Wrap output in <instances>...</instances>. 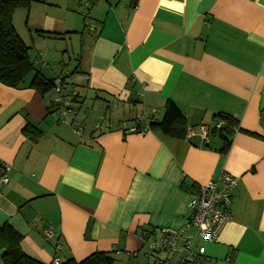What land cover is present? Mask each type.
Instances as JSON below:
<instances>
[{
  "label": "crops",
  "instance_id": "1",
  "mask_svg": "<svg viewBox=\"0 0 264 264\" xmlns=\"http://www.w3.org/2000/svg\"><path fill=\"white\" fill-rule=\"evenodd\" d=\"M21 13L33 41L55 43L31 58L46 78L65 80L77 110L66 123L55 91L0 82V163L9 167L0 176L10 179L0 183V224L23 235V250L44 263L106 251L116 264H153L170 253L150 242L162 228L183 229L194 186L226 172L238 178L231 218L197 264H264V0H34L14 12V26ZM68 46L76 65L65 71ZM168 100L187 127L234 117L228 150L219 132L205 143L123 131L153 108L150 120L161 121ZM86 103L110 119L108 131L95 129Z\"/></svg>",
  "mask_w": 264,
  "mask_h": 264
},
{
  "label": "built area",
  "instance_id": "2",
  "mask_svg": "<svg viewBox=\"0 0 264 264\" xmlns=\"http://www.w3.org/2000/svg\"><path fill=\"white\" fill-rule=\"evenodd\" d=\"M54 84V91L56 92L53 100L54 109L64 122L69 123L68 118L71 115L76 117L77 110L73 108V104L76 102V95L68 93L69 85L63 78H56ZM155 112V108L145 112L142 116L136 117L131 125L124 122L123 131L125 133H144L150 130V119ZM77 124L79 123L77 122ZM222 124V119H216L211 125L188 126L185 138L191 139L199 136L203 142L207 143L213 130L221 127ZM111 126L112 122L110 119L105 114H102L95 124V129L108 131ZM2 167L5 172L9 169L6 165ZM9 181L10 179L6 173L0 176V183L7 184ZM219 181L223 183L224 187L222 189L218 187ZM237 183V177L224 172L216 181L197 185L190 193V217L183 229L177 231L162 228L161 236L150 242V247L153 251L170 253V257L158 258L153 264H197L198 257L206 253L205 243L215 241L223 226L231 218V191ZM45 234L47 237H52L54 231L52 228H47ZM199 240L203 243H199ZM52 262L58 264L60 262L59 257H55Z\"/></svg>",
  "mask_w": 264,
  "mask_h": 264
},
{
  "label": "trees",
  "instance_id": "3",
  "mask_svg": "<svg viewBox=\"0 0 264 264\" xmlns=\"http://www.w3.org/2000/svg\"><path fill=\"white\" fill-rule=\"evenodd\" d=\"M33 2L34 0H0V82L14 88L30 87L46 95L54 91L55 79L46 78L35 65L30 55V47L18 34L13 23L14 12L18 8L29 9ZM84 18L88 19L89 14ZM215 118L222 119L223 124L215 128L212 134L219 132L223 139L221 150L225 152L231 145L238 123L229 114L221 113ZM186 128L185 116L171 100L166 103L162 120L150 121V129H158L165 134L178 133L181 136L182 133L184 135ZM24 131L33 139L40 137L41 134L34 125L27 126ZM22 239L23 235L12 224L9 222L0 224V251L5 264H56L44 263L27 254L21 246ZM58 264H115V258L110 252L96 251L83 260L71 258Z\"/></svg>",
  "mask_w": 264,
  "mask_h": 264
},
{
  "label": "rangeland",
  "instance_id": "4",
  "mask_svg": "<svg viewBox=\"0 0 264 264\" xmlns=\"http://www.w3.org/2000/svg\"><path fill=\"white\" fill-rule=\"evenodd\" d=\"M19 9V8H18ZM18 11H20V10H18ZM22 11V10H21ZM18 13H20V12H18ZM15 21V26H16V28H17V31H18V33L22 36L23 34V37L25 38L24 40L31 46V49H30V55L32 54H38V52L39 51H37V50H45V48L47 47V46H49L48 47V49H52L53 47H54V44L55 43H53V41H51V40H45L44 42H43V45H40L39 44V42H35V41H33V39L30 37V34H29V31H28V27H27V25H26V21H25V15H24V13L22 14L21 13V15L20 14H17V17H16V19L14 20ZM58 43H59V45H58ZM58 43L56 44L57 46H61L62 45V42H60V41H58ZM39 46H42V48H40ZM63 46V45H62ZM36 48H38V49H36ZM68 48H69V51H67V53H62V54H60V56L62 57V58H64L65 59V61H66V63L64 64V70L66 71L67 70V68H69V70L70 69H72V66H74V64L76 65V63H75V59H74V57H72V55H73V50H71V48L68 46ZM48 49H47V51H48ZM77 51H78V49H77ZM51 55H53V53H51L50 54V56ZM32 57V56H31ZM49 58H53V57H49ZM76 58H78L77 56H76ZM72 60V61H71ZM54 61V59H50V62H53ZM55 62V61H54ZM71 62V63H70ZM59 69V68H58ZM48 70V69H47ZM59 73H61L60 72V69H59V71H58ZM89 107V108H88ZM84 110L87 112V114L89 113L90 115H95V118L98 116V111L100 110L98 107H96V105L94 106V103L92 104L91 103V107L90 106H88V103H86L85 104V106H84ZM83 112L84 111H82L81 112V116L83 115ZM158 115V114H157ZM101 116V115H100ZM100 116L99 117H97L98 119L97 120H99V118H100ZM94 119V118H93ZM88 121L89 120H87L86 121V124H89L88 123ZM97 122V121H96ZM1 255H2V252L0 251V264H5L4 262H3V260H2V258H1ZM116 264V263H115Z\"/></svg>",
  "mask_w": 264,
  "mask_h": 264
}]
</instances>
